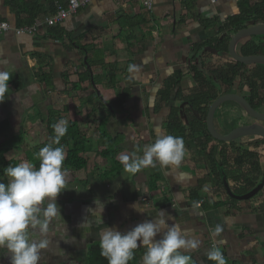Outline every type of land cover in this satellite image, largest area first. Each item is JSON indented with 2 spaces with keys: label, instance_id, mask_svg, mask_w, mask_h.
<instances>
[{
  "label": "crops",
  "instance_id": "obj_1",
  "mask_svg": "<svg viewBox=\"0 0 264 264\" xmlns=\"http://www.w3.org/2000/svg\"><path fill=\"white\" fill-rule=\"evenodd\" d=\"M68 1L20 0L14 5L0 0V21L12 27L29 19L16 6L39 10L34 36H17L13 31L0 35V69L12 73L11 95L0 104L4 161L38 160L40 148L49 144L45 134L49 111L62 115L67 127L74 124L72 132L90 139L84 155L87 168L68 171L69 190L57 199L68 236L63 225H53L56 236L41 264H84L89 247L99 246L103 226L127 232L155 218L160 210L172 216L169 224H179L190 237L200 240L199 249L189 253L194 264H213L207 259L212 247L224 253L226 264H264V191L255 199L231 203L226 192L214 194L218 181L212 175V161L219 168L224 162L231 189L245 194L259 182V175L248 173L255 164L252 160H242L247 162L242 168L235 166V148L259 154V148L253 147L258 137L238 139L233 147L196 134L184 143L186 155L178 168L157 164L133 175L124 172L119 160L121 155L142 156L158 135H167L170 109L180 103L173 96L160 107L158 95L176 72H183L179 88L184 96L199 91L189 71L192 65L203 68L205 79L217 90L215 72L232 64V59L202 53L192 62V57L197 48L213 47L225 39L220 28L238 13V0H154L151 12L145 11L140 0H94L57 27H47L43 17L53 15L57 6H66ZM185 110L186 106L180 114L187 125ZM244 117L239 106L227 102L215 114V128L226 135L229 124L243 122ZM109 141H115L117 152L114 158L104 159L101 155L109 149ZM261 165L260 180L264 162ZM116 170L115 178L110 177ZM241 173L249 174L245 182L236 180ZM154 179L161 185L158 193L150 190ZM96 198L105 204L103 225L85 223L101 218L92 211ZM200 201L202 207L194 208ZM134 204L143 212L133 209ZM218 224L223 231L216 235L213 229ZM0 264H10L3 251Z\"/></svg>",
  "mask_w": 264,
  "mask_h": 264
},
{
  "label": "clouds",
  "instance_id": "obj_2",
  "mask_svg": "<svg viewBox=\"0 0 264 264\" xmlns=\"http://www.w3.org/2000/svg\"><path fill=\"white\" fill-rule=\"evenodd\" d=\"M11 79L10 71L0 69V104L11 95ZM67 124L62 118L52 125L55 135L49 144L40 148L38 167L35 163L23 161L4 169L8 180L7 183L0 182V251L9 257L10 264H41L45 250L50 249L52 237L56 236L54 224L63 225L68 236L66 221L57 203L60 194L69 190L66 151L61 144V138L68 132ZM185 155L182 137L160 134L145 147L142 156L121 155L119 160L124 172L135 175L157 164L178 168ZM94 204L96 208L92 211L98 212L101 218L85 223L103 225L105 204L99 198ZM131 207L143 212L139 205ZM193 207L199 205L194 203ZM172 219L160 210L155 218L145 220L127 232L103 226L98 233L101 255L108 264H129L136 250L144 248L141 264H194L189 253L199 249L200 240L190 237L179 224H169ZM222 231L219 224L213 229L216 235ZM207 259L213 264H226L224 253L218 247L208 250Z\"/></svg>",
  "mask_w": 264,
  "mask_h": 264
},
{
  "label": "trees",
  "instance_id": "obj_3",
  "mask_svg": "<svg viewBox=\"0 0 264 264\" xmlns=\"http://www.w3.org/2000/svg\"><path fill=\"white\" fill-rule=\"evenodd\" d=\"M12 1L14 5H18L17 3L20 0H9ZM238 13L230 18L221 28L220 33L225 34L226 37L223 41L218 42L217 45H214L213 48L221 50L222 53L227 52L228 42L230 37L234 35L239 30L246 28L253 24H264V0H238ZM21 12L27 13L29 15V19L27 22L20 23L19 26L24 25H32L36 21L35 15L39 13V10H34L33 7L22 5L16 6ZM256 40H258L256 42ZM204 46L197 48L194 51V55L192 57V62L200 56L202 53L208 55L207 52H204ZM242 56H251V55H263L264 56V36H254L252 39L244 42L242 46H240V50L238 52ZM251 66H245L239 63L233 62L232 64L227 65L223 69L216 70L217 76H219V82L226 86L225 91L221 89L213 90L204 75L202 74L203 68L199 69L195 65H192L189 68L190 73L193 75L194 81L200 85V90L197 93H194L190 96H184L181 92L180 84L183 78V72L178 71L173 76L168 78L164 84L162 89L159 91V106L163 107L167 105L168 102L173 100V96L175 100L180 103L188 102L189 105L193 107V109L186 107V112H188V122L185 124L184 120L181 118L180 114V105L173 106L170 109L168 119L165 123V132L166 134L174 135L182 137L184 143L189 139L193 138L196 134H201V136L209 142H213L219 145H224L225 143L214 140L209 134L206 127V116L210 105L221 95L235 86L236 82L240 80L243 86H247L251 89V104L257 102L259 105V110L264 111V66L262 65H254L251 70L248 68ZM208 72L212 73V70ZM259 81V82H258ZM77 85H74V89H78ZM193 110H197V116L194 114ZM185 112V114H186ZM62 119V115L55 111H49L47 119L45 121V134L46 140L50 143L55 133L52 125ZM75 125L70 123L68 127L67 134L61 138V144L64 145L66 151V160L65 167L68 171H83L87 168L88 162L87 159L84 158L87 150L90 149L88 144L90 143V139L83 138L80 134L72 132ZM235 129L232 128V130ZM229 130L227 133L231 132ZM259 138V143L254 145L253 147L259 148L258 153H251L247 149L243 147H238L236 149L237 158L234 161V164L238 168H242L247 165V162L242 161L244 159H249L255 162L254 167L248 172L249 174L259 175V182L257 181L250 186L248 189L244 191V193L251 191L255 188L260 182V177L262 175V165L264 162V157L261 155L264 152V139ZM109 149L105 151L101 155L102 158L106 159L108 157L114 158V154L117 152V145H115V141H109ZM234 147L235 141L229 143ZM56 146V145H53ZM3 147V146H2ZM0 147V180H4L6 175L4 174V169L9 165L15 166L16 164L12 161L5 162L4 161V149ZM29 158V156H28ZM38 167L39 160L34 159L32 161ZM118 165V164H117ZM120 166L118 165V168ZM224 170V162L221 166ZM218 164L215 161H212V175H214L218 181V185L214 194H219V191L222 190L225 193V189L222 183V173L219 171ZM119 173V171H115L110 177H114ZM225 173V171H224ZM241 173L239 177H237V181L243 182L246 181V178L249 174ZM226 175V174H225ZM264 177V176H263ZM161 189V185L159 184L157 179H154L151 182L150 190L151 193H158ZM264 191V189L262 190ZM261 191V192H262ZM196 198V197H193ZM227 200L231 203H235L237 201L230 199ZM140 251L137 249L135 252V256L133 260L129 262V264H141L142 256L144 253H139ZM84 264H108L106 258L101 255L100 247L96 245H91L88 249L87 258Z\"/></svg>",
  "mask_w": 264,
  "mask_h": 264
},
{
  "label": "water",
  "instance_id": "obj_4",
  "mask_svg": "<svg viewBox=\"0 0 264 264\" xmlns=\"http://www.w3.org/2000/svg\"><path fill=\"white\" fill-rule=\"evenodd\" d=\"M254 36H264V24L250 25L246 28L239 30L234 35H232L228 42L226 53H222L221 50L213 47H206L203 51L214 55H228L233 62L245 66H254V65L264 66L263 55L242 56L237 51V47L241 42H243L244 40H248ZM227 102L236 103L252 120H254V122L251 125L239 126L226 135L220 134L215 128L214 118L217 110ZM185 106H188L189 108L193 109V107L189 105L188 102H185L180 105L181 113L183 112L182 109H184ZM193 112L196 116L198 115L197 110H193ZM206 127L209 134L214 140L226 144L245 137H260L264 139V112L256 111L247 102V100L240 95L234 93L224 94L218 97L210 105L206 116ZM219 171L222 173V183L224 189L227 195L229 196V198L232 200L249 201L264 189V178H263L261 182L248 193H245L243 195H237L231 189L228 183L227 176L223 172V169L220 168Z\"/></svg>",
  "mask_w": 264,
  "mask_h": 264
},
{
  "label": "built area",
  "instance_id": "obj_5",
  "mask_svg": "<svg viewBox=\"0 0 264 264\" xmlns=\"http://www.w3.org/2000/svg\"><path fill=\"white\" fill-rule=\"evenodd\" d=\"M94 0H69L66 6H57L56 11L53 15L43 17V22L47 27L53 28L57 27L63 23L69 17L77 14L82 8L91 4ZM118 3H123L125 0H114ZM142 7L147 12L153 10L154 0H140ZM37 24L24 25L18 27H12L8 22L0 21V35L13 31L15 35H29L34 36L37 33ZM199 208L202 207L203 201L197 203Z\"/></svg>",
  "mask_w": 264,
  "mask_h": 264
},
{
  "label": "flooded vegetation",
  "instance_id": "obj_6",
  "mask_svg": "<svg viewBox=\"0 0 264 264\" xmlns=\"http://www.w3.org/2000/svg\"><path fill=\"white\" fill-rule=\"evenodd\" d=\"M253 38V37H252ZM250 38V39H252ZM249 40V39H248ZM247 40H244L243 42H241L238 47H237V51L239 52L240 50V46H242L244 44V42H246ZM259 82V81H258ZM211 88H212V85H209ZM216 89H221L223 91H225L226 89V86L223 85L222 83H220L218 81V83L216 84ZM199 90H200V85H199ZM229 93H234V94H237V95H240L242 96L243 98H245L247 100V102L258 112H264V111H261L259 110V105L257 104V102H254V104L252 105L250 100H251V89L248 88L247 86H243L242 83H240V80L236 82L235 86L231 89H228L227 92H225L224 94H229ZM223 94V95H224ZM233 103V102H231ZM236 104V103H234ZM237 105V104H236ZM238 106V105H237ZM188 107V106H186ZM240 108V107H239ZM244 112V111H243ZM244 120H243V124L245 125H251L254 120H252L245 112H244ZM238 126H236L235 128H237Z\"/></svg>",
  "mask_w": 264,
  "mask_h": 264
},
{
  "label": "rangeland",
  "instance_id": "obj_7",
  "mask_svg": "<svg viewBox=\"0 0 264 264\" xmlns=\"http://www.w3.org/2000/svg\"><path fill=\"white\" fill-rule=\"evenodd\" d=\"M258 40H256V42H257ZM242 125H245V124H243V122L242 121H236V123L235 122H231V124H229V127H228V131L229 130H232V128H234V127H236V126H242ZM218 128V127H217ZM261 193V192H260ZM260 193H258L256 196H254L252 199H255V198H257V197H259V195H260Z\"/></svg>",
  "mask_w": 264,
  "mask_h": 264
}]
</instances>
